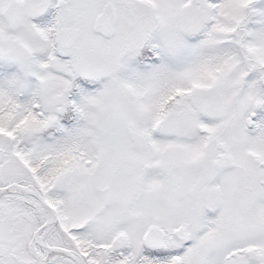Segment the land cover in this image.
I'll list each match as a JSON object with an SVG mask.
<instances>
[{"label":"snow or ice","instance_id":"snow-or-ice-1","mask_svg":"<svg viewBox=\"0 0 264 264\" xmlns=\"http://www.w3.org/2000/svg\"><path fill=\"white\" fill-rule=\"evenodd\" d=\"M0 264H264V0H0Z\"/></svg>","mask_w":264,"mask_h":264}]
</instances>
